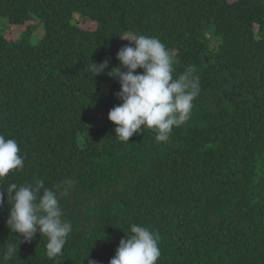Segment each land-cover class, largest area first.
Wrapping results in <instances>:
<instances>
[{
	"label": "trees",
	"instance_id": "1",
	"mask_svg": "<svg viewBox=\"0 0 264 264\" xmlns=\"http://www.w3.org/2000/svg\"><path fill=\"white\" fill-rule=\"evenodd\" d=\"M1 19L28 25L0 32V135L25 161L0 187L74 183L60 199L73 231L52 259L39 232L20 244L6 227L5 195L0 264H109L133 224L158 232L157 264H264V0H0ZM136 34L172 50L174 76L198 70L190 118L167 142L148 128L121 142L108 119L121 101L107 73Z\"/></svg>",
	"mask_w": 264,
	"mask_h": 264
},
{
	"label": "clouds",
	"instance_id": "2",
	"mask_svg": "<svg viewBox=\"0 0 264 264\" xmlns=\"http://www.w3.org/2000/svg\"><path fill=\"white\" fill-rule=\"evenodd\" d=\"M121 39L129 44L117 53L119 66L107 73L120 84L116 98L121 103L108 113L109 121L115 125V136L129 143V138L148 128L154 130L156 142H167L173 128L190 118L201 90L198 70L188 65L174 76V65L178 62L172 50L156 37L136 34ZM108 65V60L100 64L92 62L89 74L93 78L104 74ZM138 69L142 71L137 72ZM20 151L15 139L0 135V180L24 167ZM73 183L61 181L55 190L46 186L43 179L20 185L9 183L6 189L0 187V206L5 195L9 206L6 227L18 234L20 244L30 243L39 232L47 238L46 254L50 259L62 254L73 226L64 219L60 199L69 194ZM159 240L158 232L133 224L109 264H157L161 256ZM17 251L15 245L9 244L4 259H10ZM89 264L96 261L89 260Z\"/></svg>",
	"mask_w": 264,
	"mask_h": 264
},
{
	"label": "rangeland",
	"instance_id": "3",
	"mask_svg": "<svg viewBox=\"0 0 264 264\" xmlns=\"http://www.w3.org/2000/svg\"><path fill=\"white\" fill-rule=\"evenodd\" d=\"M72 23L78 25L80 28L83 29H93L94 25L91 24V21H89L88 19H83L82 17H80L78 14H74L73 19H72ZM28 24H25L24 26H14V27H9V29L5 30L7 27V21L4 19L0 20V32H4V36L9 37V38H14V39H18L21 37V33H23L26 30V26ZM44 36V30L42 25H36V30L32 35V38L30 40V42L32 44H38L42 38ZM212 38V37H211ZM212 47H216L217 46V42L212 39V43H211ZM99 116H97L98 118Z\"/></svg>",
	"mask_w": 264,
	"mask_h": 264
}]
</instances>
